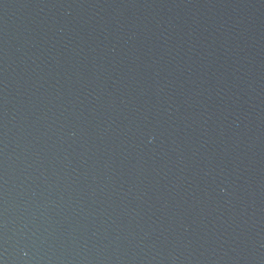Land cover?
<instances>
[{
    "label": "water",
    "instance_id": "1",
    "mask_svg": "<svg viewBox=\"0 0 264 264\" xmlns=\"http://www.w3.org/2000/svg\"><path fill=\"white\" fill-rule=\"evenodd\" d=\"M0 264H264V0H0Z\"/></svg>",
    "mask_w": 264,
    "mask_h": 264
}]
</instances>
